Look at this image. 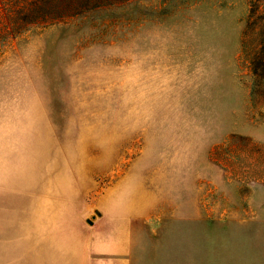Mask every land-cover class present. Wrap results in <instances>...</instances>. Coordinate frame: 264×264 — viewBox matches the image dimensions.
<instances>
[{
  "label": "rangeland",
  "instance_id": "rangeland-1",
  "mask_svg": "<svg viewBox=\"0 0 264 264\" xmlns=\"http://www.w3.org/2000/svg\"><path fill=\"white\" fill-rule=\"evenodd\" d=\"M0 264H264V0L2 41Z\"/></svg>",
  "mask_w": 264,
  "mask_h": 264
},
{
  "label": "trees",
  "instance_id": "trees-1",
  "mask_svg": "<svg viewBox=\"0 0 264 264\" xmlns=\"http://www.w3.org/2000/svg\"><path fill=\"white\" fill-rule=\"evenodd\" d=\"M128 1L130 0H0V43L33 28L46 27L101 7ZM228 151L233 154L232 149L229 148ZM232 154L225 157L218 152L214 154V158H223L226 166L233 171L235 163L231 161ZM261 173L263 171H258L256 176Z\"/></svg>",
  "mask_w": 264,
  "mask_h": 264
}]
</instances>
